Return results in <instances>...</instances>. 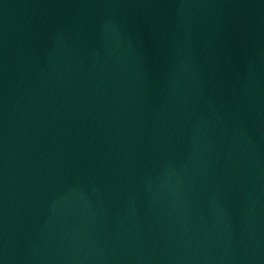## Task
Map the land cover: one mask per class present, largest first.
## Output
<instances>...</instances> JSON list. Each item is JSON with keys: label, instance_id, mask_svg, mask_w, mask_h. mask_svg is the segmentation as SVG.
Instances as JSON below:
<instances>
[{"label": "water", "instance_id": "95a60500", "mask_svg": "<svg viewBox=\"0 0 264 264\" xmlns=\"http://www.w3.org/2000/svg\"><path fill=\"white\" fill-rule=\"evenodd\" d=\"M0 264H264V0H0Z\"/></svg>", "mask_w": 264, "mask_h": 264}]
</instances>
